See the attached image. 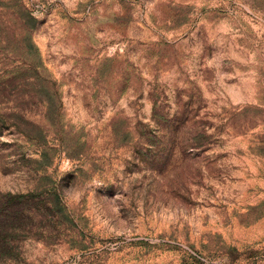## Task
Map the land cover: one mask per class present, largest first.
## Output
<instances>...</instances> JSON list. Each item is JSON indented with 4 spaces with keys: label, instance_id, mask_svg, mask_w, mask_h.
Segmentation results:
<instances>
[{
    "label": "rangeland",
    "instance_id": "rangeland-1",
    "mask_svg": "<svg viewBox=\"0 0 264 264\" xmlns=\"http://www.w3.org/2000/svg\"><path fill=\"white\" fill-rule=\"evenodd\" d=\"M0 264H264V0H0Z\"/></svg>",
    "mask_w": 264,
    "mask_h": 264
}]
</instances>
